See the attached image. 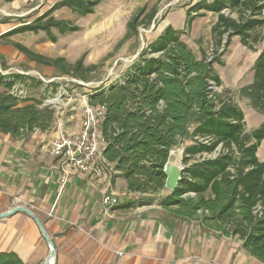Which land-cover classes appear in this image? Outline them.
I'll use <instances>...</instances> for the list:
<instances>
[{
  "label": "trees",
  "instance_id": "obj_1",
  "mask_svg": "<svg viewBox=\"0 0 264 264\" xmlns=\"http://www.w3.org/2000/svg\"><path fill=\"white\" fill-rule=\"evenodd\" d=\"M99 2L61 0L42 17L10 34L43 31L54 42L52 28L61 35L77 28L49 17L53 11L67 8L84 17L93 13ZM204 13L217 17L211 28L215 47L225 36V47L232 37H239L243 46L251 48L252 34L264 28V0H200L186 11L185 29ZM135 21L136 16L127 24L134 33ZM181 34L168 26L146 45L117 82L88 94L89 105L105 108L99 128L101 157L125 182L127 192L148 195L144 202L125 206L139 207L150 205L164 191L163 166L169 150L189 142L181 180L158 205L174 216L198 222L219 237L240 240L244 252L264 264V162L256 157L264 140V123L246 133L243 113L230 91L219 90L221 81L213 64L222 65L221 60L208 61L205 55L198 59L181 41ZM128 37L129 33L125 39ZM257 41V37L252 39ZM13 47L47 66L58 67L62 61L45 59L17 43ZM81 67L80 59L73 68ZM252 71V83L241 88L239 96L264 115V47ZM9 78L17 76L0 74V87L5 89L0 94V133L23 139L34 131L52 128L54 111L41 101L14 97L9 93L13 84L5 82ZM0 264L24 263L13 253H0Z\"/></svg>",
  "mask_w": 264,
  "mask_h": 264
},
{
  "label": "crops",
  "instance_id": "obj_2",
  "mask_svg": "<svg viewBox=\"0 0 264 264\" xmlns=\"http://www.w3.org/2000/svg\"><path fill=\"white\" fill-rule=\"evenodd\" d=\"M219 79V90H229ZM252 79L253 73L248 85ZM241 98L251 108L249 115L233 101L250 133L264 123V115ZM248 116L249 122L258 120L257 128H250ZM78 122L66 128L73 130ZM53 136V127L23 139L0 133V214L15 207L32 212L54 245L53 264H262L244 252L240 240L219 237L198 222L161 209L158 201L167 195L165 190L150 205L126 208L128 202H144L148 195L127 192L125 182L102 159V146L88 172L69 171L61 183L62 165L45 150ZM256 157L264 162V140ZM105 195L116 203H103ZM48 252L28 215L19 211L0 219V253H13L24 264H43Z\"/></svg>",
  "mask_w": 264,
  "mask_h": 264
},
{
  "label": "rangeland",
  "instance_id": "obj_3",
  "mask_svg": "<svg viewBox=\"0 0 264 264\" xmlns=\"http://www.w3.org/2000/svg\"><path fill=\"white\" fill-rule=\"evenodd\" d=\"M60 1L0 0V74L17 76L26 93L23 99L41 101V104L47 95L39 78L52 79V89L62 85L65 91L58 99L63 105L59 117L69 120L65 121L66 127H72L79 120L81 111L78 107L84 95L117 82L146 45L168 26L184 33L180 36L181 41L198 58L205 55L208 61L215 58L221 60L222 65L213 64L214 70L223 86L229 88L231 98L239 103L246 115L250 114L249 104L238 92L241 86L250 83L254 62L264 47V28L252 34L249 40L251 48L243 46L239 37H232L225 47V36L221 45L215 47L211 28L216 22V15L204 13L202 17L195 18L188 30L185 29L186 11L200 0H100L93 13L84 17L67 8L53 11L49 17L77 28V31L64 35L52 28L54 42L43 31L10 34L15 28L42 17ZM152 11L154 16L148 21ZM135 16L136 33L127 27ZM231 17L237 18V15L231 14ZM128 33L130 37L125 39ZM254 37L258 38L256 43L252 42ZM16 43L45 59L62 61L54 67L28 59L13 47ZM80 59L82 67L74 70L73 66ZM57 91L53 92L56 97L60 95ZM3 92L5 89L0 87V94ZM254 114L261 117L258 113ZM256 120L249 122L248 116L250 128H257Z\"/></svg>",
  "mask_w": 264,
  "mask_h": 264
},
{
  "label": "built area",
  "instance_id": "obj_4",
  "mask_svg": "<svg viewBox=\"0 0 264 264\" xmlns=\"http://www.w3.org/2000/svg\"><path fill=\"white\" fill-rule=\"evenodd\" d=\"M2 76H9L7 74H1ZM26 76V74L21 73ZM24 78V77H22ZM5 82H11V94L19 99L26 97L24 87L19 83L18 79H5ZM52 79L39 78V83L44 89L46 96L42 103V106L52 109L55 113V120L53 123L54 136L45 146L46 152L50 157L58 160L62 165L61 170V183H64L69 171L76 172L77 174H84L92 168V166L99 160L100 151L102 146V138L100 136V124L104 118L105 108L104 106L96 105L91 106L88 104V94L84 95L80 104L78 126L71 130L65 126L63 118L59 117L62 113L60 101L58 100L64 92V88L60 85L58 88L52 89ZM60 95L54 96L55 91ZM103 203L108 205H114L116 200L110 196L105 195L103 197Z\"/></svg>",
  "mask_w": 264,
  "mask_h": 264
},
{
  "label": "water",
  "instance_id": "obj_5",
  "mask_svg": "<svg viewBox=\"0 0 264 264\" xmlns=\"http://www.w3.org/2000/svg\"><path fill=\"white\" fill-rule=\"evenodd\" d=\"M184 151H185V145L180 144L176 148L171 149L168 152L166 162L163 166V173L165 175L164 190L167 192L170 193L173 192L177 188L181 180V175L184 170V165H183ZM19 211L28 215L30 219L35 223V225L39 229V232L43 240L46 242L48 246L49 252L43 264H53L55 259L54 245L51 242V240L48 238L47 234L45 233L43 226L40 224L39 220L32 212L26 210L23 207H15L7 212L1 213L0 219L10 217Z\"/></svg>",
  "mask_w": 264,
  "mask_h": 264
}]
</instances>
